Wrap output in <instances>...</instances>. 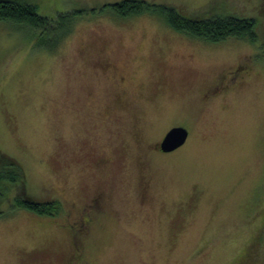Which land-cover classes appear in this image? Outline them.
I'll return each instance as SVG.
<instances>
[{"label":"rangeland","instance_id":"rangeland-1","mask_svg":"<svg viewBox=\"0 0 264 264\" xmlns=\"http://www.w3.org/2000/svg\"><path fill=\"white\" fill-rule=\"evenodd\" d=\"M27 1L79 14L63 40L0 21V153L59 207L11 187L0 264H264V0H145L256 20V43L217 44L104 9L124 0ZM174 127L187 142L160 153Z\"/></svg>","mask_w":264,"mask_h":264},{"label":"trees","instance_id":"trees-1","mask_svg":"<svg viewBox=\"0 0 264 264\" xmlns=\"http://www.w3.org/2000/svg\"><path fill=\"white\" fill-rule=\"evenodd\" d=\"M214 5L193 16L183 15L169 6L149 4L145 0H124L106 5L104 9L122 18L151 13L162 18L174 31L210 44L221 43L230 38L257 42L255 19L223 13L219 4ZM78 14L77 12L60 14L57 20H50L40 16L36 6L27 0H0V21H11L21 27L42 33L54 32L60 28L62 40L71 33L73 20ZM25 183V174L21 165L13 158L0 153V199L5 197L11 187L21 186L24 191ZM15 203L18 207L39 215H53L59 208L56 202H37L29 198L26 193L25 197L17 198Z\"/></svg>","mask_w":264,"mask_h":264},{"label":"water","instance_id":"water-1","mask_svg":"<svg viewBox=\"0 0 264 264\" xmlns=\"http://www.w3.org/2000/svg\"><path fill=\"white\" fill-rule=\"evenodd\" d=\"M189 137V132L183 127L172 128L161 143V150L165 153L173 152L182 147Z\"/></svg>","mask_w":264,"mask_h":264},{"label":"flooded vegetation","instance_id":"flooded-vegetation-1","mask_svg":"<svg viewBox=\"0 0 264 264\" xmlns=\"http://www.w3.org/2000/svg\"><path fill=\"white\" fill-rule=\"evenodd\" d=\"M227 82V84H228V86H229V84L231 83V81H226ZM209 97V96H208ZM215 98L214 97H211V98H205L204 99V103L206 104V103H209V102H211V101H213ZM171 130V129H170ZM169 130V131H170ZM168 131V132H169ZM167 134V133H166ZM166 136V135H165ZM164 136V137H165ZM164 137L161 139V141L159 142V147H158V150H159V152L160 153H165V152H163L162 150H161V148H160V146H161V143H162V141H163V139H164ZM189 138V137H188ZM188 140V139H187ZM187 142V141H186ZM178 150V149H177ZM176 152V150L175 151H173V152H169V153H165V154H173V153H175ZM94 214H96L97 216H100L101 214H102V212L101 211H99V210H95L94 211ZM81 219L82 220H79V222H77V223H75L77 226V228L80 230V229H82L81 227H82V224H84V226H83V231L85 230V227H86V225H87V223L89 222V220H90V216L89 215H86V217H83V216H81ZM92 219V218H91ZM92 222H93V220H92ZM81 232V231H80ZM81 235L82 236H84L83 235V233L81 232Z\"/></svg>","mask_w":264,"mask_h":264}]
</instances>
